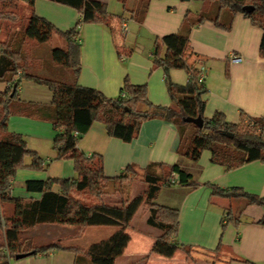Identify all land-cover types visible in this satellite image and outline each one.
Masks as SVG:
<instances>
[{
    "label": "trees",
    "instance_id": "trees-1",
    "mask_svg": "<svg viewBox=\"0 0 264 264\" xmlns=\"http://www.w3.org/2000/svg\"><path fill=\"white\" fill-rule=\"evenodd\" d=\"M19 1L27 6L26 14L18 11ZM35 1L0 0V31L4 29V22L12 24L10 28L5 25L8 29L5 38L0 35V81L8 82L6 90L0 91V227L5 232V240L0 241V264H10L20 253L36 255L53 250L74 252L75 264H116L131 240L128 228L142 206L148 212V223L162 231L150 254L173 257L178 250H184L194 260V253L203 249L178 240L179 209L156 202V197L164 184L197 187L202 183L178 163L165 165L156 162L143 169L129 165L119 175L110 177L105 173L102 155H88L78 143L95 122L103 123L110 136L132 141L145 120L160 117L176 123L181 156L198 160L204 150H210L212 161L228 170L253 160L264 162V116L254 117L241 111L240 121L233 123L227 121L223 112H217L213 117L204 114L208 88L205 82L199 81L198 63L205 57L193 50L190 32L193 26L207 19L206 14L186 17L182 30L156 40L153 63L155 67L163 68L171 97V104L161 105L150 99L147 84H134L128 78L114 97L105 95L98 88L84 86L78 80L82 67L80 27L84 23H101L110 27L114 22L121 24L126 13L141 22L151 0H139L136 8L128 7L126 0H122L125 4L122 14L110 12L101 0H52L75 7L81 13L75 26L69 29H60L39 15L34 8ZM217 1L221 9L229 11L232 16L242 13L262 29L260 53L264 56V0ZM245 5H253L254 10H243ZM213 21L226 29L232 25V20L221 23L216 18ZM16 23H19L17 29L13 26ZM54 38L58 41L51 48L52 60L47 61L46 66L37 64L34 52L26 49L30 40L44 43ZM131 52L125 54L128 56ZM119 53L123 52L120 50ZM63 68L70 71L68 79L62 73ZM172 69H185L189 74L187 82H175L171 77ZM24 79L48 86L53 91L52 102L34 104L22 101L19 87ZM18 113L51 121L58 131L53 142L55 158H70L75 162V177L27 180L28 190L41 192V197L30 200L12 195V180L21 167L44 169L46 164L42 156L28 147L21 133L9 131V119ZM199 115L204 119L202 127L184 121V117ZM190 126L194 128L192 131H189ZM225 132H231L232 136ZM27 157L32 159L30 164L25 163ZM175 175L177 179L173 181ZM138 176L143 177L148 187L132 196L129 184ZM204 184L209 185L215 195L245 198L249 205L264 210V196L241 187L222 188L210 181ZM125 190L126 194L122 192ZM113 193H119L120 200H107L106 195ZM7 202L14 204L12 215H4ZM240 216L231 208L224 214L236 225L241 221ZM256 222L264 225V211ZM41 223L79 225L81 229L111 226L113 230L106 238L88 245L61 240L38 245L31 238L24 237L23 232ZM225 226L226 222L223 223ZM219 249L220 245L214 252Z\"/></svg>",
    "mask_w": 264,
    "mask_h": 264
},
{
    "label": "crops",
    "instance_id": "crops-1",
    "mask_svg": "<svg viewBox=\"0 0 264 264\" xmlns=\"http://www.w3.org/2000/svg\"><path fill=\"white\" fill-rule=\"evenodd\" d=\"M101 1L114 14L124 13L125 4L131 8L139 4V0H129L125 4L122 0ZM34 8L60 29L74 27L81 17L75 7L52 0H36ZM201 13L206 14L207 19L192 27L190 42L193 50L205 57L198 63L207 67L205 116L213 117L217 112H223L227 121L233 123L240 121L241 111L254 117L264 116V56L260 53L263 31L242 13L232 16L229 11L221 9L217 0H151L141 22L131 13H126L123 22H114L112 28L101 23H84L79 35L82 61L79 83L114 97L120 93L128 78L134 84H147L149 97L154 103L171 104L165 72L153 63L155 43L159 37L182 30L186 17L195 18ZM216 18L221 23L232 20L231 27H222L213 21ZM129 50L132 52L127 56L125 53ZM163 52H166V47ZM233 53L240 56L241 61L232 62L230 55ZM61 70L68 79L70 71ZM179 71L185 72L183 80L178 78ZM171 77L183 84L189 74L185 69H172ZM7 87L8 82L0 81V91H5ZM19 97L34 104H50L53 91L46 85L24 79L19 87ZM8 129L21 133L28 147L42 156L46 164L43 171L19 168L12 180L13 196L24 200L41 197V192L27 189L26 181L30 179L75 177L73 159L55 158L53 142L58 131L51 121L37 115L18 113L10 117ZM179 142L176 123L160 117L145 120L132 141L110 136L101 122H95L80 139L78 147L82 151L88 155H102L105 173L110 177L119 175L129 165L143 169L156 162L165 165L178 163L190 172L201 185L164 184L156 202L179 209L178 240L181 243L199 247L211 255L220 245L216 259L195 255L192 260L184 250H178L173 257L150 254L162 231L148 223V212L142 206L140 209L145 215L139 222L140 209L135 214L131 229L128 228L131 240L116 264H264V225L256 222L262 216L263 208L248 203L242 206L241 198L215 195L212 188L204 184L210 181L222 188L241 187L247 192L264 196V162L253 160L228 170L212 161L210 150H204L198 160L181 156L178 153ZM31 161V157L25 159L26 164ZM16 184H19V191ZM133 186L131 195L135 196L140 192L135 191ZM112 198L120 200L121 195L117 193ZM6 204L14 208L12 202ZM228 208L241 214L238 225L224 217ZM86 228L82 234L83 229L79 225L41 223L26 229L23 236L27 233L25 237L38 245L57 240L88 245L106 238L113 230ZM75 258L74 252L53 250L20 259L15 257L10 264H75Z\"/></svg>",
    "mask_w": 264,
    "mask_h": 264
},
{
    "label": "rangeland",
    "instance_id": "rangeland-1",
    "mask_svg": "<svg viewBox=\"0 0 264 264\" xmlns=\"http://www.w3.org/2000/svg\"><path fill=\"white\" fill-rule=\"evenodd\" d=\"M126 2L129 3V0H126ZM129 5V4H128ZM131 7V6H129ZM18 11L21 13V14H26V11H28V8L25 4H23L22 2L19 1V7H18ZM7 24V22H6ZM5 22L3 23V27L4 29H2V31H0V35H1V38H5L6 37V34L8 33V29L7 27H5ZM18 24L19 23H16L14 26L15 29H17L18 27ZM10 28L11 27V23L7 24ZM58 40L56 38H54L53 40H50L48 42H44V43H39V42H36L34 40H30L29 44H28V48H26L28 51H33L34 52V55L36 57V63L37 64H45V63H48L47 61H51L52 60V55H51V48L53 46V44H55ZM37 66H40V65H37ZM46 66V64H45ZM180 74V77H178L179 79L183 80L184 79V75H185V72H182V71H179L178 72ZM52 76H54V74H52ZM56 77V76H55ZM194 128L192 126L189 127V131H192ZM86 153V151H85ZM28 158V157H27ZM37 171H43V169H35ZM134 184V190L135 191H138L140 193H142L147 187H148V184L143 180V177L142 176H138L136 177L134 180H132V182L129 184L130 187H129V194H131V187L132 185ZM17 186V191L20 190V187H19V184H16ZM124 194H126V190L125 191H122ZM117 193H113V194H108L106 195V198L107 200L109 201H115L112 197L113 195H115ZM119 197V195H118ZM241 201H242V206L243 205H247V200L245 198H241ZM13 210L14 208L5 204L4 205V215H12L13 214ZM144 210L143 209H140L139 211V214H138V217L140 218H137L140 222V219L143 215H145V213L143 212ZM137 220V221H138ZM89 228H100V229H103V231H108L110 229H113L111 226H89ZM131 229V227H130ZM87 230V228H83L82 230V234ZM27 233H24V237L26 236ZM5 240V232H4V229H2L0 227V241H3ZM83 245V244H82ZM195 255H198L202 258H206L207 256H209L208 258H212L214 257V259H216L215 256H217L216 253H214L213 255H211V253L206 252L207 255H205L204 251L203 250H199V252H195L194 253ZM207 259V258H206Z\"/></svg>",
    "mask_w": 264,
    "mask_h": 264
},
{
    "label": "water",
    "instance_id": "water-1",
    "mask_svg": "<svg viewBox=\"0 0 264 264\" xmlns=\"http://www.w3.org/2000/svg\"><path fill=\"white\" fill-rule=\"evenodd\" d=\"M243 10H246L248 12L253 11L254 10V6L253 5H245L243 7ZM184 121L192 122L195 125H197L199 127H202L204 119H203V117L201 115H199L198 117L187 116V117H184ZM225 134H228V135L232 136L231 132L230 133L225 132ZM29 255H30V253H20V254L16 255V258L20 259V258H24V257L29 256Z\"/></svg>",
    "mask_w": 264,
    "mask_h": 264
},
{
    "label": "built area",
    "instance_id": "built-area-1",
    "mask_svg": "<svg viewBox=\"0 0 264 264\" xmlns=\"http://www.w3.org/2000/svg\"><path fill=\"white\" fill-rule=\"evenodd\" d=\"M125 28V26H124ZM230 59L232 62H239L241 61V57L236 55V54H231L230 55ZM207 76V67L205 64L200 65V71H199V81L201 82H205ZM177 179V175H175L174 177H172V180H176Z\"/></svg>",
    "mask_w": 264,
    "mask_h": 264
}]
</instances>
